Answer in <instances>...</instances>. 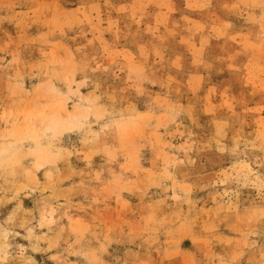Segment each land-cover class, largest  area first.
Returning <instances> with one entry per match:
<instances>
[{
  "label": "rangeland",
  "instance_id": "obj_1",
  "mask_svg": "<svg viewBox=\"0 0 264 264\" xmlns=\"http://www.w3.org/2000/svg\"><path fill=\"white\" fill-rule=\"evenodd\" d=\"M0 264H264V0H0Z\"/></svg>",
  "mask_w": 264,
  "mask_h": 264
},
{
  "label": "bare ground",
  "instance_id": "obj_2",
  "mask_svg": "<svg viewBox=\"0 0 264 264\" xmlns=\"http://www.w3.org/2000/svg\"><path fill=\"white\" fill-rule=\"evenodd\" d=\"M57 104L59 105L58 106V109L61 110L64 108V105H63V102L62 101H58ZM66 116V115H65ZM69 116V114H67V117ZM70 117V116H69Z\"/></svg>",
  "mask_w": 264,
  "mask_h": 264
}]
</instances>
